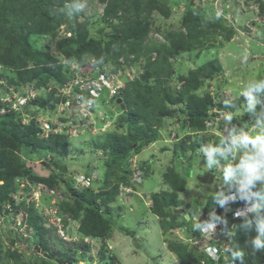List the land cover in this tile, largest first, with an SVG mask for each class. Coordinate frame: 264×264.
<instances>
[{
	"label": "rangeland",
	"instance_id": "obj_1",
	"mask_svg": "<svg viewBox=\"0 0 264 264\" xmlns=\"http://www.w3.org/2000/svg\"><path fill=\"white\" fill-rule=\"evenodd\" d=\"M112 1L0 0V125L1 122L4 125L9 124V119L5 118L7 117L5 114L14 110V105L27 94V90L20 87L22 79L41 73L47 62L52 65L60 64L61 73L68 77L67 82L70 83L68 87L61 89L56 82H49L47 86L42 85L41 89L46 94L43 97L46 101H50L49 107L44 108L38 105L40 107L31 109L29 112L25 109L17 120L21 119V124L26 126L34 117V121L38 123L40 129H43L41 138H47L52 133L67 132L69 136L68 154L60 156L56 162H53L50 152L40 151V149L34 154L27 149L16 150V153L24 160L28 168L42 176H49L52 172L63 173L68 181L73 183L72 178L74 177L78 181L81 177L91 175L89 186H92L90 188L94 190H98L103 183L104 175H106L104 161L108 156L102 149L95 148L93 143L98 140L102 141L107 133L114 131L117 128L118 119L124 113L120 112L119 107L113 103L106 105V103L97 102L99 109H96L99 112L95 109L96 113L91 116L86 113L83 116L79 114L78 118L75 117L77 110L74 108V103L76 100L73 102L71 97L72 91L77 93L75 89H72L76 80L83 79L86 82V78L96 79V77L90 74L81 76L86 70V65L88 66L90 62L94 63L92 56H88L84 62H81L73 56L71 59L69 53L72 52L73 47L76 48L78 44H81L86 36V40H93L96 43L101 40L103 46L106 47L117 26H134L136 21V11L133 8L134 0H115L117 6H120L117 11L118 15L108 17L106 11ZM77 2L81 3L83 8L69 18L67 10L72 9ZM148 3L154 6L150 13L143 14L147 16L145 29L148 32V36L141 44L143 48L135 49L136 52L133 53L125 44L119 46L118 42L114 43L112 59L108 58V63L103 66L106 70L105 73L111 79L118 80L120 78L121 84L127 85L128 82L142 74L149 59L157 58L156 49L160 48L162 44L168 43L165 34L187 33L188 29L183 24L190 11H196V15L200 14L206 23L218 22L222 29L219 25L211 27L208 33L201 37L202 42L196 44L192 50L181 55L171 56L174 79L169 83L172 89L179 90L182 87L183 82L180 77L188 76L190 71L211 61H218L221 72L212 81H209L206 76L203 77L207 83L199 93L204 94L210 84L209 92L218 106L220 101L223 103L226 100L229 102L234 100L237 93H242L249 83L264 78V0H150ZM206 27L207 24L204 25V28ZM230 31L232 32L231 36H227ZM21 36L28 39L29 47L32 46L33 54L29 58L20 59L11 53L13 50L11 45L16 46L15 53L22 51ZM136 54L139 59L136 64H133L130 61L136 60ZM118 55H121L118 58L120 65L115 66L113 59ZM15 82L20 89H16V87L15 90L13 89L11 83L15 84ZM33 84L35 85L34 82ZM4 86H10L11 90L3 92ZM54 89L56 92L53 93ZM63 98L67 100L63 101ZM7 99L9 103L5 104L4 101ZM108 99H110L109 94ZM50 105H54L53 110ZM243 111H237L236 115H242ZM228 113L225 115L230 114ZM87 117H89L88 121L85 122ZM222 119L225 122L228 121L226 117ZM65 120H69V124ZM72 121L76 124L72 125ZM254 124L253 126L241 125L237 128H233L231 124H225L222 127L219 123L209 124L208 132H216L219 138H223L225 133L234 136L233 157L230 159L226 156L224 163H220L216 159L207 157L206 154L203 156L202 151L187 155L180 153L181 157H175L174 147L182 139L187 138V130L184 129L186 127L180 121L178 122L177 117L163 119L161 127H155L157 129L155 144L147 147L141 155V159L148 160L150 164V172L143 184L137 188V194H142V196L135 194L130 198L127 197V200L125 198L124 201L121 200L112 205L117 225H121L127 230L131 229L130 231L133 230L136 237L127 236L123 231L116 229L113 233L116 238L104 243L84 238L78 231L80 222H74L75 220L69 213L64 214L67 226L64 227L63 236L64 231L57 230V226L53 224L55 219L50 216L51 212L46 211L48 209L51 211V205L45 204L46 200L38 198L37 190H35L33 198L30 199L28 197L31 193L23 192L29 180L22 179L18 182L19 187L14 198L19 200L24 193L27 198V206L34 202L35 205L39 204L38 208L34 207L39 209V212L44 216L46 227L49 229L47 237L50 240L51 248L63 254H71L72 264H179L175 255L170 253L169 243L166 241L168 239L185 241L187 237L181 232H171L167 233L168 237L166 236V241H163L162 238L165 239V236L159 221L146 207V200L155 193L170 191L169 186L163 181V175L172 168L177 169L188 181L186 191L180 195L185 202L182 208L186 211L188 204H194L198 200L206 202V198L210 196L223 194L227 188L224 179L228 176L226 168L229 159L230 162H233L241 158L246 160L248 157H250L249 159L255 158L247 161L253 166L259 164L260 157L264 161L261 151L264 149V140H261V150L252 147L254 143L251 142H257V137H261L259 129H264V123L260 120ZM56 126H58L57 129ZM119 132L124 131L120 129ZM192 135L196 136L197 133L194 132ZM236 135L239 136L236 137ZM195 136H193L194 139ZM243 136H247L249 142L245 143L239 139ZM1 141L2 133L0 131V147ZM165 149L167 150L165 151ZM252 161L256 163L254 164ZM91 170L92 173L88 174V171L91 172ZM257 171H259V167ZM206 172L216 175L213 184L200 183L199 177ZM112 175L114 174L112 173ZM254 183L264 189V177L254 180ZM33 185L43 184L34 183ZM55 191L54 195L57 200L73 204L70 194L64 193V187ZM45 198L51 199V197ZM148 202H150V198ZM9 206L11 205L0 204V249L2 251L0 264H17L14 259L7 256L6 251H17L20 254L19 262L21 263L32 264L35 258L44 257L51 261L49 254L45 253L36 243L39 237L35 230L30 229L27 232L24 223L25 212L22 210L18 217L11 218V214L7 210ZM22 223L25 225H21ZM10 230H15L26 239V242H18L12 246L9 239L13 234ZM259 237L264 241L262 230ZM86 244L92 249L85 248ZM101 250L104 257L100 254ZM81 253L85 254L83 258L79 257ZM54 262L58 264L56 261Z\"/></svg>",
	"mask_w": 264,
	"mask_h": 264
},
{
	"label": "trees",
	"instance_id": "obj_2",
	"mask_svg": "<svg viewBox=\"0 0 264 264\" xmlns=\"http://www.w3.org/2000/svg\"><path fill=\"white\" fill-rule=\"evenodd\" d=\"M146 1H133V8L136 11V21L133 27L117 26L106 47L103 46L101 40L96 43L93 40H86V36L84 41L78 44L76 48L73 47L72 52L69 53L71 59L73 56L79 59V61L84 62L88 56H92L95 60V65L99 67L100 71L106 72L103 66L108 63V58L112 59L113 49H115L114 43L118 42L119 46L125 44L127 48L131 49L129 51L133 53L136 52L134 51L135 49H142L141 44L148 36V32L145 29L147 16L143 14L150 13L154 6L149 5L148 1L150 0ZM115 7L118 9L115 10ZM119 8L120 6H117L116 1L113 0L108 5L106 15L108 17L118 15L117 11ZM196 13V11H190L189 16H186L184 19L183 26L188 29L186 34H165L168 43L162 44L160 48L156 49L157 58L154 60L150 58L142 74L128 82L114 98L108 100L109 103H113L116 107H119V111L124 113V115L118 119V125L114 131L107 133L102 141L98 140L93 143L95 148L102 149L104 154L108 156L104 161L106 175H104L103 183H101L98 190L91 189L90 187L92 186H89L80 191L74 185L75 179L72 178L73 183H71L63 173L52 172L49 176H42V174H38L33 169L28 168L24 160L16 153V150L27 149V151L34 154L40 149V151L50 152V158L53 162H56L60 156L68 154L69 144L67 132L52 133L47 138H41V134H43L41 130L43 129H40L38 123L34 121V117L26 126L21 124V119L17 120L25 109L29 112L31 109H37L40 106L45 108L50 104V101H46L43 97L46 94L41 89L42 85L47 86L49 82H56L60 85L59 87L61 89L67 87L68 77H65L61 73L62 67L60 64L52 65L50 62H47V65H45L41 73L26 79L21 78L23 82H21L22 86L20 87L27 90V94L25 95L34 92L36 97L30 100L23 110H10L6 113L5 116L7 117L5 118L9 119L8 125H4L1 122L0 183L3 184H0V204H9L12 206L13 213L11 218L18 217L21 211L20 209H23L26 214L24 223L28 225L27 232L30 229L35 230L36 235L39 237L36 243L51 258V261L46 257L40 259L35 258L32 264H56L54 261L58 264H72L73 260L70 256L71 254H63L51 248L50 240L47 237L49 229L46 227L43 214L39 212V209L34 207L35 203L27 206V198L24 196V193L21 195L22 201L21 199L15 200L14 194L18 190V182L22 179L29 180L23 192L31 193V186L34 183L43 184L49 190H57L60 187H64V193L70 194L73 204L65 201L59 203L60 213L62 215L69 213L75 222H80L78 230L82 236L98 238L104 243V241L112 237L114 231L117 229L123 231L128 236L134 237L135 232L133 230L130 231L131 229L127 230L121 225H117V221L115 220L116 215L113 213L112 205L120 201L121 185L135 187L131 182L134 172L129 160L133 155L140 154L142 150L156 142L157 129L155 127H161L163 119L166 117H177L178 122L180 121L186 127L184 129L190 133L186 139H182V141L175 145L173 150L175 157H181L182 155H179L180 153L187 155L188 153L206 151L211 152L212 157L220 163H224L226 152L228 156H231L233 144L208 132L209 128L207 125L209 122L215 121L221 127L225 124H231L233 128L240 127L241 125H253L254 122H259L260 120L264 123V90L252 93L255 100V107L252 111L248 110V97L245 98L241 95V92H238L234 100L230 102L226 100L221 103L220 101L218 103L220 104L219 106L216 105V101L209 92V83L204 94L201 95L199 93L202 90L201 88L207 83L203 77L206 76L209 81H212L221 72V66L218 61L208 62L196 70L190 71L188 76L180 77L183 82L182 87L179 90L172 89L169 83L170 80L174 79L171 56L181 55L184 52L192 50L196 44L202 42L201 37L205 33H208L211 27L219 25L222 29V26L218 22L212 21L206 23L200 17V14L196 15ZM205 24H207L206 28H204ZM231 34L232 32L230 31L227 36H231ZM21 38L22 51L15 53L16 46L11 45L13 49L11 53L17 55L20 59L29 58L33 54L32 46L30 45L29 47L28 39H25L23 36ZM120 56L114 57L115 66L120 65L118 59ZM47 57L50 58V56ZM136 57V60L130 62L136 64L138 62L137 59H139L138 54H136ZM13 84L11 83V86H13L14 90L15 87L16 89H20L16 82ZM4 87L3 92L11 90L10 86ZM52 92L54 93L56 90L54 89ZM119 99L125 104V109H122V105L117 103ZM62 100L66 101L67 99L63 98ZM93 101L96 105L95 100ZM105 101V95H102L101 102L106 103ZM50 107L52 110L54 109V105H50ZM240 110L243 111L242 115H236V112ZM227 113L229 115H225ZM224 117L227 118L228 123L222 119ZM67 121L69 124L70 121L65 120L66 123ZM84 121L87 122L88 118ZM71 123L73 124L74 122L72 121ZM57 128L58 126H56ZM120 129H123L124 132H119ZM194 132L197 133L196 136L192 135ZM193 136H195V139ZM214 137H217V139H214ZM262 152L264 158V150ZM141 168L148 175L150 170L149 162L143 163ZM234 172L240 177L245 174V176H249L252 179L264 176V168L260 173H255L253 168L245 161L239 162L234 168ZM91 173L92 170L91 172L88 171V174ZM90 177L91 175L85 176L87 179ZM163 181L170 187V191L153 194L151 196L153 206L150 210L159 218V224L165 236V241L167 239L166 236L168 237L167 233L181 230L191 237L198 235L199 232L195 228V225H200L201 222L224 221L227 219L230 220L229 224L234 223L232 215L228 214L218 217V210L223 208L221 195L210 196L206 198V202L198 200L194 204L186 205L187 211L185 213L191 216L190 220L186 219L185 214H176L174 210L182 208L185 204L180 195L186 191L188 181L174 168L169 169L163 175ZM137 185H141V183ZM228 186L230 191H238L239 185L236 179L228 180ZM255 189L259 198L260 208L248 218L236 222V227L233 231L236 234L235 242L230 245V253L240 264H257L258 262L264 261V248L257 249L255 245V241L260 239L259 234L262 228H264V189ZM241 196L239 202L234 207L242 203L243 198ZM45 197L53 198L54 196L46 192L41 197V199L46 200L45 204H49L50 198ZM63 223L67 226L66 220ZM10 231L13 234L9 239L12 246H15L18 242H26V239L15 230ZM96 242L99 243L100 241ZM166 242L169 243L168 247L170 252L177 257L179 264H202L201 261H205L204 264H215L209 257L203 255L196 248H191L187 243L169 239ZM84 246L88 250L91 248L87 244ZM6 252L7 256L14 259L17 264H29L28 262H19L20 254L17 251ZM1 253L2 251L0 249ZM100 254L104 257L102 250ZM84 256V253L79 255L82 258Z\"/></svg>",
	"mask_w": 264,
	"mask_h": 264
},
{
	"label": "built area",
	"instance_id": "obj_3",
	"mask_svg": "<svg viewBox=\"0 0 264 264\" xmlns=\"http://www.w3.org/2000/svg\"><path fill=\"white\" fill-rule=\"evenodd\" d=\"M96 69L97 67L96 68L92 67L90 70V73L87 74V75L89 74L94 75L96 79L86 78L85 79L86 82H84L83 79H78L76 80L74 87L72 88L77 91V93L72 91V97H71L73 102L76 100V103H74V108L75 110H77L75 112V116L77 118L79 114H82V116L83 114H86V113L87 115H90V116L93 115L95 113L94 111L95 106H94L93 100L97 102L98 99L102 96V94L105 93L106 91H109L110 96H114L118 93V89L121 87L120 82L118 80L111 79L106 73H98V72L95 73ZM69 84L70 83L67 84V87ZM35 97L36 96L34 92H30L28 95L21 98L19 102H17L14 105L13 109L19 110V111L22 110L25 106L28 105V102L34 99ZM4 103L5 104L9 103V100L7 99L6 101H4ZM209 124H215V121L209 122L208 127H209ZM72 125H74V123ZM143 175H144L143 171L136 168V171L134 174V181L136 183H141V181L143 180ZM82 180H83V184L85 185H87L89 182V180L86 178H82ZM244 183H247V180H245L241 185L242 193L244 195L245 201L238 208V210L235 211L234 219L243 218L257 208V204H255L252 200L254 196V192L251 191L246 185H244ZM31 187H32L31 191L33 193L31 194L30 197H28L29 199L33 198L35 190H37L36 194L37 196H39L38 198L42 197L46 192L53 194V195L56 193L55 190L46 189V187L43 185H38V186L32 185ZM80 188L83 189L84 187H80ZM125 191L128 192L130 191V189H125ZM236 198L237 196L233 195L232 199L225 203L224 205L225 214L231 213L232 211L231 204H232L233 199H235L236 201ZM7 210H8V213L12 215L13 213L12 206H9ZM51 211H53V213H56L57 210L51 209ZM58 222H60V219H58ZM219 225L220 223H217L215 224V226H213V228H207V229L203 228V231L199 232L198 235L188 239V243L191 247H194L197 250L205 251L207 253V256L215 261L219 260L221 255H231L230 253L231 243H228V241H226V239L231 240V238L229 236V233H220L217 231ZM58 227H59V232H61L62 227L60 225H58ZM202 263L204 264V262Z\"/></svg>",
	"mask_w": 264,
	"mask_h": 264
},
{
	"label": "clouds",
	"instance_id": "obj_4",
	"mask_svg": "<svg viewBox=\"0 0 264 264\" xmlns=\"http://www.w3.org/2000/svg\"><path fill=\"white\" fill-rule=\"evenodd\" d=\"M66 7H67V5H66ZM82 8H83V5L81 4V3H79V2H77L76 4H74L73 5V8L72 9H70V10H67V15H68V17L69 18H71V17H73L75 14H77L78 12H80L81 10H82ZM92 67H94V68H96L97 67V69H96V71H95V73H105V72H101L100 71V69H99V67L98 66H96L95 65V60H94V63L92 62H90L89 63V65L88 66H86V70H85V72H83V74H81V75H83V76H86L88 73H90V70H91V68ZM118 81L120 82V85L122 86V84H121V80H120V78L118 79ZM69 83V82H68ZM67 83V84H68ZM126 85H123V87H120L119 89H118V93H119V91H121V89L122 88H124ZM261 90H264V79H260V80H256V82H254V83H249L248 85H247V87H246V89L241 93L243 96H246V97H248V99H249V105H248V110L249 111H252L253 109H254V107H255V100H254V98H253V96H252V93L253 92H259V91H261ZM117 93V94H118ZM108 94L110 95V93H109V91H106L105 93H103L102 95H105V102H106V105L109 103L108 102ZM116 94V95H117ZM116 95H114V96H110V99H112V98H114ZM101 99H102V96L98 99V101L97 102H100V103H103V102H101ZM96 102V103H97ZM103 104H105V103H103ZM98 105H99V103L98 104H94V106H95V108H94V111H95V109L96 108H98L99 109V107H98ZM98 109H96L98 112H99V110ZM107 115V114H106ZM106 118L108 119V117L106 116ZM220 119V118H219ZM218 119V120H219ZM229 119H231V117H229ZM256 124V123H255ZM255 124H253V125H255ZM252 125V126H253ZM208 126V125H207ZM209 128V127H208ZM219 130V129H218ZM260 131V133H261V137H257V142L256 141H251L252 143H254V147L255 148H258V149H260L261 148V144H262V141L261 140H264V129L263 128H261V129H259ZM209 132H211V131H209ZM223 132V131H222ZM258 132V131H257ZM212 133V132H211ZM230 133V132H229ZM190 133L188 132V130H187V136L189 135ZM213 134H215L217 137H219V135L216 133V132H213ZM240 134H243V133H240ZM231 134H227V133H225V134H223V138H221V139H223V140H226V141H228V142H231L232 144H233V140H234V136H232L231 135V138H229V136H230ZM237 136H239V135H236V137ZM228 138V139H227ZM239 139H241L243 142H245V143H247V142H249V138L247 137V136H243V137H241V138H239ZM155 144V143H154ZM151 146V145H150ZM149 147V146H148ZM146 149V148H145ZM144 149V150H145ZM144 150H142L141 152H140V154H137V155H133L131 158H130V160H129V163L131 164V167H132V169H133V177H132V180H131V182L135 185V187H132V186H125V185H121V194H120V201L121 200H123L124 201V199L126 198V200H127V197H129L130 198V196L131 195H135V194H137L138 193V187L140 186V185H137V184H140V183H136L135 181H134V174H135V171H136V168H138L139 170H142L143 171V173H144V175H143V180L141 181V185L143 184V182H144V177L145 176H147L146 175V172H145V170H143L142 168H141V166H142V164L143 163H145V162H149L148 160H142L141 159V155L144 153ZM261 150V149H260ZM264 150V149H263ZM262 151V150H261ZM199 152V151H198ZM197 152V153H198ZM191 154H193V153H191ZM207 155V157H209V158H213L212 157V153L211 152H206V151H203L202 152V155L204 156V155ZM226 156L227 157H230V159L233 157V155L231 154V156H228V153L226 152ZM250 157H248V160H246V159H243V158H241L240 160H234L233 162H230L229 160H228V164H227V168H226V170H227V172H228V176H227V178H225L224 180H225V182L227 183V188H226V191L223 193V194H221V197H222V204H223V208H224V205H225V203L227 202V201H229V200H231L232 199V196L233 195H236L237 196V198H236V201H235V199H233V201H232V204H231V207L233 208L236 204H237V202H239V199H240V196L244 199V195H243V193H242V183L245 181V180H247V183H244V185H246L251 191H256V189L255 188H260L259 186H257L255 183H254V180H256V179H258V178H263L264 176H261V177H255V178H250L249 176H245V174H244V176H238L235 172H234V168L237 166V164L239 163V162H241V161H245L249 166H251L252 168H253V170L255 171V173H260L261 172V170L264 168V161H263V159H262V157H260L259 158V164H257V165H255V166H253V164H249L247 161H249V160H254V159H249ZM214 159V158H213ZM218 161V160H217ZM252 163H256V162H254V161H252ZM258 167H259V171H257V169H258ZM149 172H150V170H149ZM148 172V173H149ZM209 173V172H208ZM212 173V172H211ZM215 175V174H214ZM82 178H85V176L84 177H81V179L80 180H76V178L74 177V179L76 180V183L74 184L75 185V187L76 188H79V190L80 191H82L83 189H81L80 187H84V188H87V187H89V182H88V184L87 185H85V184H83V180H82ZM215 178H216V175H215ZM87 179V178H86ZM231 179H236L237 180V183H238V191L237 190H231L230 191V189H229V186H228V180H231ZM89 180V179H88ZM44 186V185H43ZM170 188V187H169ZM46 189H48L47 187H46ZM125 189H130V191H125ZM162 192V191H161ZM33 192L31 191V194H32ZM50 195H52L53 196V194H50ZM138 196H142V194L141 195H139V194H137ZM31 196V195H30ZM41 198V197H40ZM142 198H144L145 199V197H142ZM150 198V202H148V199ZM147 200H146V203H145V205H146V207L148 208V210L151 212V207L153 206V201H152V199H151V197H149ZM52 199V200H51ZM50 199V202H49V204L51 205L50 206V208L51 209H56L57 211H56V213H53V211H50L49 209L48 210H46V211H48V212H51V215L50 216H53V218L55 219V222L53 223L54 225H56L57 226V230L59 231V227H58V225H60L61 227H62V231H64V227H66L65 225H64V223H63V221L64 220H66V217H65V215H62L61 213H60V209H59V203H61V202H63V201H60V200H57V198H56V195H54V197L53 198H51ZM130 200V199H129ZM128 200V201H129ZM35 203V202H34ZM52 203V204H51ZM39 205V204H38ZM38 205H35L34 204V206L35 207H37ZM39 207V206H38ZM37 207V208H38ZM259 208H260V203H257V208L254 210V211H252L251 213H249L247 216H245V217H243V218H241L240 220H244V219H246V218H248L249 216H251V215H253L254 213H256L258 210H259ZM182 209H184V208H182ZM21 211L23 210V209H20ZM185 210V209H184ZM20 211V212H21ZM185 212H186V210H185ZM152 213V212H151ZM153 214V213H152ZM225 214V213H224ZM154 215V214H153ZM185 215H186V213H185ZM157 217V216H156ZM191 217V216H190ZM158 218V217H157ZM58 219H60V222H58ZM158 221H159V218H158ZM75 222V221H74ZM21 225H25L24 223H22ZM79 226H80V224H79ZM27 227H28V225L26 224V229H27ZM200 227V225L199 224H196L195 225V228H199ZM79 228V227H78ZM79 231V230H78ZM30 233V232H29ZM64 233H65V231L63 232V236H64ZM262 233H264V228H262ZM81 235V234H80ZM113 236V235H112ZM128 236V235H127ZM84 238H88V237H85V236H83ZM132 237V236H131ZM135 237H136V235H135ZM90 239H95V238H90ZM111 239V238H110ZM110 239H108V241L110 240ZM95 241H102L101 239H98V238H96L95 239ZM107 241V240H106ZM106 241H104V242H106ZM83 242H84V239H83ZM185 243H187V244H189L188 242H185ZM255 245H256V248L257 249H260V248H264V241H262V240H260V239H257L256 241H255ZM232 255V254H231ZM208 257V256H207ZM264 263V261H261V262H258L257 264H263Z\"/></svg>",
	"mask_w": 264,
	"mask_h": 264
},
{
	"label": "bare ground",
	"instance_id": "obj_5",
	"mask_svg": "<svg viewBox=\"0 0 264 264\" xmlns=\"http://www.w3.org/2000/svg\"><path fill=\"white\" fill-rule=\"evenodd\" d=\"M126 85V84H125ZM121 87H123V85L121 86ZM253 202L255 203V204H257V203H259V198H258V195H257V193H256V191H254V196H253ZM244 201H245V198L243 199V201H242V203H240V204H238L236 207H233L232 208V211H231V213H229V215H232V219H233V222L234 223H231V224H229V222H230V220H224V221H212V222H201L200 223V227L199 228H197V231L198 232H202L203 231V228L205 229H207V228H213V226H215V224H217V223H220V225H219V227H218V229H217V231L218 232H220V233H229V236H230V238H231V240L229 241L228 239H226V241H228V243H233V242H235V238H236V234L235 233H233V231L235 230V227H236V222L238 221V220H240L241 218H239V219H234V213H235V211H237L238 210V208L244 203ZM178 209H180V208H178ZM218 211H221V215H228V214H224V208H222V209H219ZM218 214V213H217ZM199 218H200V216H198ZM191 219V218H190ZM189 219V220H190ZM177 232H181L183 235H185L187 238H186V240L187 239H189L191 236H189V235H186V233H184V231L183 230H181V231H177ZM186 240L185 241H181V242H183V243H185L186 242ZM221 244H222V242H221ZM191 247V246H190ZM192 248V247H191ZM199 252H201L203 255H206L207 256V253L205 252V251H202V250H198ZM171 253V252H170ZM173 256H174V254L173 253H171ZM176 259H177V257L176 256H174ZM211 259V258H210ZM178 261V260H177ZM211 261L213 262V263H215V264H240V263H238L237 261H236V259H235V257H233L232 255H221L220 256V258H219V260H217V261H215V260H213V259H211ZM202 262H205V261H201V263ZM203 264V263H202Z\"/></svg>",
	"mask_w": 264,
	"mask_h": 264
},
{
	"label": "water",
	"instance_id": "obj_6",
	"mask_svg": "<svg viewBox=\"0 0 264 264\" xmlns=\"http://www.w3.org/2000/svg\"><path fill=\"white\" fill-rule=\"evenodd\" d=\"M117 103L121 104L122 105V108L125 109L126 106L125 104L122 103V100H117ZM191 167V166H190ZM216 178H215V175L214 173H211V172H206V173H203L200 177H199V181L200 183L202 184H205V185H210V184H213L215 182ZM174 212L176 214H181V215H184L185 214V210L180 208V209H175ZM186 219L189 220L191 217L189 214H186ZM221 216V211H218V217Z\"/></svg>",
	"mask_w": 264,
	"mask_h": 264
},
{
	"label": "crops",
	"instance_id": "obj_7",
	"mask_svg": "<svg viewBox=\"0 0 264 264\" xmlns=\"http://www.w3.org/2000/svg\"><path fill=\"white\" fill-rule=\"evenodd\" d=\"M131 196H133V195H131ZM131 196H130V197H131ZM131 209H132V211H133L134 207L131 208ZM157 219H158V218H157ZM115 238H116V237H115V234H113V236L111 237L110 240H114ZM161 238H162V237H161ZM162 239H163V241H164V238H162ZM110 240H109V241H110ZM164 245H165V242H164Z\"/></svg>",
	"mask_w": 264,
	"mask_h": 264
}]
</instances>
